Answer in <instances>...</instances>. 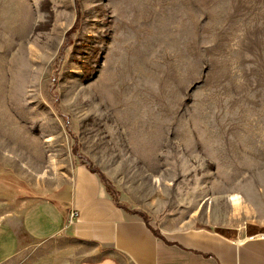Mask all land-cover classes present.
I'll return each mask as SVG.
<instances>
[{
	"label": "rangeland",
	"instance_id": "rangeland-1",
	"mask_svg": "<svg viewBox=\"0 0 264 264\" xmlns=\"http://www.w3.org/2000/svg\"><path fill=\"white\" fill-rule=\"evenodd\" d=\"M81 167L156 230L264 237V0H0V224Z\"/></svg>",
	"mask_w": 264,
	"mask_h": 264
},
{
	"label": "crops",
	"instance_id": "crops-1",
	"mask_svg": "<svg viewBox=\"0 0 264 264\" xmlns=\"http://www.w3.org/2000/svg\"><path fill=\"white\" fill-rule=\"evenodd\" d=\"M51 245L61 247L40 252ZM0 264H264V237L156 230L81 167L72 204L39 201L13 223L0 224Z\"/></svg>",
	"mask_w": 264,
	"mask_h": 264
},
{
	"label": "built area",
	"instance_id": "built-area-1",
	"mask_svg": "<svg viewBox=\"0 0 264 264\" xmlns=\"http://www.w3.org/2000/svg\"><path fill=\"white\" fill-rule=\"evenodd\" d=\"M76 216H78V214H75V213H74V214H72L71 218H72L73 220H75V217H76Z\"/></svg>",
	"mask_w": 264,
	"mask_h": 264
},
{
	"label": "trees",
	"instance_id": "trees-1",
	"mask_svg": "<svg viewBox=\"0 0 264 264\" xmlns=\"http://www.w3.org/2000/svg\"><path fill=\"white\" fill-rule=\"evenodd\" d=\"M107 189L109 190V192H111V193H112V191H111L110 187H107Z\"/></svg>",
	"mask_w": 264,
	"mask_h": 264
}]
</instances>
